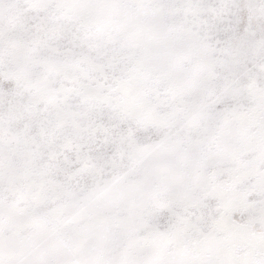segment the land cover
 I'll return each mask as SVG.
<instances>
[{
    "label": "snow or ice",
    "instance_id": "obj_1",
    "mask_svg": "<svg viewBox=\"0 0 264 264\" xmlns=\"http://www.w3.org/2000/svg\"><path fill=\"white\" fill-rule=\"evenodd\" d=\"M0 264H264V0H0Z\"/></svg>",
    "mask_w": 264,
    "mask_h": 264
}]
</instances>
